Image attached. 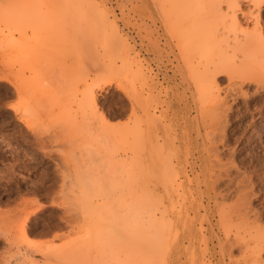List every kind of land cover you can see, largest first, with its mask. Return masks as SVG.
Here are the masks:
<instances>
[{"label": "bare ground", "instance_id": "bare-ground-1", "mask_svg": "<svg viewBox=\"0 0 264 264\" xmlns=\"http://www.w3.org/2000/svg\"><path fill=\"white\" fill-rule=\"evenodd\" d=\"M241 1L242 0H240V2L238 0H127V3L129 5V8H127L129 9V12L127 11L128 12L127 22H129L130 26L133 28V31L136 29H138L137 32L147 31L149 35V39H150V41L148 40V50L150 53L152 52V50L153 52H155L154 47L160 46L161 42H163L162 40H164L161 37L165 36V39L167 41L166 46H168L170 50V52H168L169 54L167 55V57L172 53L174 55L176 54L177 62L179 63H177V65L175 66V68H178L175 71V73L177 74L178 72H180V74L183 76L184 82L186 83V85H188L186 86V88H183V89H185L186 91L187 89L190 90V94L192 92L194 96L197 94L199 95L200 104L204 107V108L202 107L203 109L201 111L199 110L200 115L198 113V117L202 116L204 123L202 125L201 123H199V125L201 128L203 127L204 130L205 129L207 130L206 132L207 136H204L202 138L203 141L200 143H197V146L194 149L191 148V151H190V148L185 147V149L187 148L186 150L187 154H188V151L189 153L192 154L193 160L189 161V165H191L193 171L197 173L198 175L197 178H199L198 181L200 180L198 182L199 185L197 187H194V191L192 190L193 188L190 190V192H188L189 188L183 189V192L182 191L179 192L177 190H174L173 188L170 189L169 187H165L167 185L166 183H164V181L166 180L164 179V181L162 180L163 183L165 184L164 185L165 189L163 191L157 194L153 193L152 195L150 194L152 193L151 191L148 194L149 192L148 188L147 190H145L147 192H145L142 188V190L145 192V197L142 198L141 195H138L141 193H138L137 195L140 196V198L137 196L136 197L137 200H136L134 199L135 197H132V195H130V198H133V200L131 199L132 201L131 200L129 201H131L133 204H131V206L129 207L136 208L135 206L137 205V210L134 208H132L131 210L130 208L129 209L130 211L129 210L126 211V214L122 210L125 215L122 216V214H120V217L123 219L125 224L127 223L125 221V217L129 215L128 217H126V220L128 218L129 219L131 218L130 214L128 213L134 210H136L135 211L136 213L137 211L140 210L139 213L138 212L137 213L141 217V215L144 213V210H145V216L142 215V217L144 216L146 220L142 217L141 219L145 220L147 224L146 225L147 228L144 225H140L142 224V222L139 224V222L135 223L133 221L135 223V226L138 225L137 228L136 227L134 228V231L136 232L133 233L132 230H129L130 226L128 227L129 225L128 223V225L127 224L126 225L130 233H127L128 234L127 235L126 234V232H128L127 228H123V226L121 225L120 227L122 228L118 227L124 232L125 236L127 235L129 237L130 234L133 235L136 233L135 235H133L134 237L130 235L131 238L135 239V241H136V238L140 236L138 234L143 233L146 229L144 234H142L143 240L135 244L134 249L132 250L133 252L135 251V253L133 254L135 255V257L133 255L132 257L137 262H141V259H143L142 260L144 261L143 264H152L153 263L152 260L154 258L151 259V257L156 254L155 256H157V258H155V263L153 264H163L162 262H166L167 264H174V263L175 264H208L207 261L209 262V259H211L212 261V263H209V264H264V256H263L264 245H262V242L252 247H250L251 245L249 246V243H248L249 240L251 242L250 244L254 242V240H252L253 238L250 237L251 236L250 234H252L253 230L254 231L259 230L263 226L260 227V224L258 223V217L252 215L253 209L250 206V204L246 201L247 197L249 196L247 189H245V187L242 188L241 185L239 184L241 187V189L240 187H238L240 190H237V191H240V195L238 197L239 200L236 201L234 205L228 206L227 203H225L224 200L220 198V197L225 196L223 195L224 191H222V189L218 188L216 185L219 182L221 175L223 173V167L225 166L224 161L227 159L226 158L223 161V157H222L223 155L219 151V146L221 145V143H224L223 142L224 136L223 138H220L222 136L220 134H223V135L226 134L225 133L226 129H223L222 132L219 131V125L220 124L222 125L224 122L227 123L228 117L231 114L230 112L234 110L233 109L234 106H232V104L229 102V98L233 97L232 95H234V93H237V92H238L237 94H239L240 97L244 98L247 102H250L252 99L259 98V96H263V93L260 91L261 89L260 90L258 89L259 91H256V92H255L256 90L255 89L253 91L255 93H251L252 91L250 92L249 90L250 88L248 87V85L250 84L258 85L260 83V80L263 81V79H260L261 77L258 75L259 72L257 71V68L258 67L264 68V20L260 18V16L256 13L255 14L257 16H255L254 11L252 13L253 7H250L251 12L250 11L246 12L244 10H241ZM252 1L254 2V6H255V3H257L258 5V2H260L261 0H252ZM81 2L80 0L79 1H76V0H5L4 3L0 7L2 9V14L0 12V15L1 17L3 16L4 18L3 17L2 18L3 20H5V21L1 20L3 21L2 24H4V27L1 26L4 28L2 29V31L4 32L5 30L6 31L8 30V34H7L8 38L6 41L3 38L4 42L0 41V48L6 47L5 49L7 53L16 55V58H11V59H14L13 61H15V59L18 61L19 59V61L21 60L22 62L23 61L26 62L27 66H29L30 70L33 73L30 76L29 75L25 76L24 74L16 73L13 71H12L13 73L11 74L10 73H7V74L4 73L3 75L0 74V82L1 80L7 81L9 84V89L11 87L20 94H22L23 90L28 89V87L33 88V89L42 88L46 92L49 99L52 100L55 105L57 104L63 108L64 110V112H62L63 115L65 114L66 116H68L70 120H73V123L74 121H77V119L80 118L81 121L83 122V126L85 127V122H86L87 123L86 125H88L87 127H85L86 133L88 132L91 134L93 133L92 134L93 136L94 133L98 132L99 134L97 135H101L98 137H100L105 142V143L103 142V145L100 144L102 145L104 149L103 150L104 159L102 158L101 159L103 163H105L106 161V165L108 166L112 165L114 161V157H115V155L113 156V151H111L113 137H115L116 135L118 136L119 133H121L120 135L122 136L124 140L123 149L125 153L124 157L122 156L123 158H121V159L125 158V160L122 161L123 164L124 163L125 165H127L126 163H128V165L132 164L130 167H134L133 164H137V165L141 164V166H143L144 169L148 173H150V177H151V173H153L156 170L159 171L163 169L164 171L168 168L169 169L174 168L179 162L172 161V160L171 161L166 160V158L162 157L164 154L158 155L160 153L157 154V152H161L164 149V148L161 149L163 146L162 141L163 139L166 140L164 137L168 135L173 136L174 139L176 137L179 138L180 136H182L183 138H185V140L183 141L185 143L186 138L188 136H191L189 133V128L187 129L172 128L171 125L169 126L167 124V121L175 118L177 109L175 107L172 110L166 107L167 109L161 110V103L159 101L160 93L162 94V91L163 90L166 91V89L162 90V88L160 87L162 83L160 82V79L158 78L157 79L153 78L150 82L148 80L146 82L145 80L143 81V79L146 77V74H147V72H145L147 68L145 67L146 64H144L145 62L143 63L142 60H139L141 58L138 59V54L136 55L134 53L135 52L134 47H132L130 44L128 45V43L130 42L128 43L126 42L127 45L125 44V46L127 47V49L123 50L124 43L121 42V40L123 41V35H121L120 33L119 26H118L120 24H117L116 17H113L112 14H110V12L106 10L97 12V13H93L92 10L88 12L89 10H87V8L84 9L86 5H83V3ZM239 3H240V10H241L240 13L242 15L249 16V14L252 13V16L254 14V18L257 17L256 18L257 20H255L256 25L253 26L254 27L253 29H250L251 26L248 28L247 27L248 25L244 28L243 21L246 18L241 19L238 13H236L237 10H234V7L239 6L238 5ZM60 4L64 5L66 10L64 13L62 12L63 14L61 15H55L54 7ZM261 4L263 5V2ZM248 5H250V3ZM258 6L260 7V5ZM256 8L258 9L257 6ZM111 16L113 18H111ZM247 19L249 20L250 18L247 17ZM83 20L89 21L90 25L82 29V28H79L78 23ZM119 20L121 19L119 18ZM108 28H111V30H108ZM15 31L18 32L19 34L18 37ZM30 37L31 38L33 37L34 39H36L38 44L42 43L41 45L51 40H56V41L59 40V44H60V39L62 38L61 44L63 43L64 45L65 43L70 42L69 45L71 46V41L77 40L78 44L75 47L73 48L71 47V49L67 50V54L64 60L65 65H70L72 69H69L68 73H65L64 71L58 75H51L49 79H47V77H42V75L38 73V71L41 69L37 65V64L39 65L41 64L39 63V61L36 64L34 62V60L37 59L35 53H37L36 51L39 50V46L36 44V42L35 44L33 42L34 45H32L31 41L27 43V39ZM131 39L133 38L131 37ZM174 40H177L176 44L174 43ZM4 43L6 44L3 45ZM120 44L123 46H121ZM41 45H40V48H41ZM65 46H68V45L65 44ZM177 47L179 48L178 50L179 52L175 51ZM162 49L164 50V48ZM146 52H147V49H146ZM138 53H142V52H138ZM155 54H158V53H155ZM98 55L104 58L103 62H99V63L96 62L92 67L81 66L82 62L85 59H93ZM6 60H8V57L6 58ZM145 61H146V58H145ZM156 61L158 63V66L161 68L164 64V59L162 58L161 54L157 55ZM147 64L149 63L147 62ZM247 66H251V67H247ZM108 67L110 70L111 68L113 69V71L115 70L114 73L116 72L118 74H125L123 75V77L125 76L124 78H126L128 74H130L132 77L134 76L133 78L130 76L132 78V83L133 82L134 83L131 84L132 87L129 89L130 91L128 93L129 124L126 127L122 125L124 129L123 128L118 129V131L116 129L117 127L115 125H112L109 122V120H107V117L104 114V112L100 111L98 107V95L96 93L97 90L95 89L94 83H91V84L88 83L92 77L99 75L100 73L103 72L104 69ZM169 67L171 68V66ZM149 71H151V69ZM149 74L151 75V73ZM176 74L171 75L168 72H165L164 79H166V81L167 79H169V82L172 79L174 81V79L178 78V77H175ZM223 74L228 75V82H227L228 85L226 87V90L224 91L225 94L221 93L219 89V85H218L219 83L217 84L216 82L217 76L223 75ZM117 76H120V75H117ZM133 79L135 80L133 81ZM71 80L72 81H78V80L83 81V83L86 86L84 89L82 88L81 90V85H79L80 83L77 84V86H74L72 82H71L72 84H69ZM140 80L143 82H140ZM116 81L117 82L119 81L118 83H120L119 78H117ZM111 82H108L109 85H111L110 84ZM245 86L249 89L247 88L245 89ZM75 87L76 89L74 90ZM170 90H171L170 93H172V89ZM67 95L68 97L72 95L71 99L73 103L74 102L77 103L78 106L75 111H72L73 104L71 102V99L70 98L68 99ZM196 98H198V96ZM234 101L235 100H233V102ZM186 106L180 109L183 111V113H186V112L188 113V111L185 110ZM261 106H263V109H264V101H263V104H261ZM15 109L17 110V107ZM261 109L262 108L260 107L258 109V112L260 114V118H262L263 120L264 111L263 109L262 110ZM18 110H20L19 107H18ZM27 110L28 108L25 111ZM27 112H29V110ZM23 113L25 114L26 112L23 111ZM209 113H210V116L208 115ZM207 115L209 116L208 119L210 118L209 119L210 121L208 120V122H207ZM21 117L20 119H22L23 121H27V119L25 118L26 116L25 117L23 116L22 118ZM187 118L188 119L190 118L189 114L187 115ZM194 118H195V115H194ZM262 123H264V121H262ZM27 125H29L28 121H27ZM226 125H225V128H226ZM99 127H100V130L97 129ZM81 128L82 127L79 126V122H78V126L76 125V131L79 132L80 130L78 129H81ZM83 132L84 131L81 130L78 134L80 133L83 134ZM197 132H200V131H197ZM198 135L201 136V134H198ZM89 137H91V135ZM197 137L198 136H196V138ZM94 147H97V146L95 145ZM98 149L100 148L98 147ZM179 149H182V145L179 146ZM96 153H98V151H96ZM137 154H141L140 155L141 157L138 158L139 156H137ZM83 160L84 159H82V161ZM84 162H89V161L87 160ZM84 162H83V165H84ZM122 163L121 165H123ZM86 164H85V167H86ZM187 164L188 162L186 163V165ZM88 166L89 164L87 165V167ZM108 166H104V169H107L106 167ZM85 167H84V170H85ZM137 168L141 169L139 165ZM125 169L126 168H124L123 170L125 171ZM99 170H100V167H99ZM86 172L83 173L84 175H82V177H84L85 179H82V180H86L89 175L93 174L91 172V169L90 171L87 170ZM88 172H91V174H89ZM93 172H94V169H93ZM159 172L163 176V173H161V171ZM173 172H174V169L172 170V173ZM95 173L98 174L97 171ZM164 173H166V178H167L169 174L166 171H164ZM181 173L182 172L180 171V174ZM146 174H145V177H146ZM175 177L177 178V176ZM89 178H91V176ZM89 178L86 181H83L84 182L83 185L87 186V184L89 183ZM169 178L171 179V174ZM190 179L188 178V183L191 182L189 181ZM92 181L93 180H91L90 182ZM219 183H218V186L222 185V184L219 185ZM90 184H91V187L93 188L92 183H89L88 185L90 186ZM96 185H98V183ZM98 188H100V186ZM179 188L181 189V187ZM124 189L121 191L123 192ZM112 191L114 193V190ZM226 191L228 192V190ZM195 192L198 194V196L201 197L199 198V200L196 198H193L188 202L186 200L187 198L185 197V199L182 201L181 196L183 195L185 196L188 193L191 196H193V195H196L194 194ZM83 195L84 194H82L81 196ZM91 196L93 197L94 195H91ZM100 196H102V194H100ZM121 198L126 199L125 196ZM205 198L206 200H204ZM140 199L141 200L143 199L145 201L143 200L141 201ZM126 200H124L126 202L125 204H127ZM85 201L86 199L84 200V197H83V202L86 203ZM138 201L141 204L139 205V208H138ZM114 202L116 201H113V203ZM121 202L119 200L118 203L120 204ZM103 204H105V207L107 209L110 208L108 206L109 204H107V206H106V203H103ZM99 206L101 207L103 205H99ZM91 207L93 206L91 205L89 208H84L83 210L85 211L86 209V211H90V209H92ZM228 207L230 208V210ZM140 208H143V210ZM110 210L114 211L115 209L112 208ZM141 210H142V214L140 215ZM101 211L99 212L101 213ZM111 211H109V213L113 212ZM92 212L91 214L90 213L89 214L93 216L95 213L92 214ZM137 213L136 215L134 214L136 216L135 218L137 219V220L134 219L135 221H138L140 219V218L138 219ZM98 214L99 213L96 214V218L98 217ZM111 217L112 219L107 218L108 221H106V222L111 221L109 222V224L106 223L107 225H109L107 226L109 227L108 229H111L112 226L114 228L115 226L116 227L118 226V224H116L115 226L111 224L114 222V217L113 216ZM92 218L94 220H97L94 217ZM232 219H236L237 221L235 225L233 224L234 226H237V228H235L236 230H232L234 227L232 224L226 223V222L231 221ZM71 220L73 221V219ZM94 220L92 221L94 222ZM99 220L94 222V228L93 226H91L92 223H90V226H91V227L89 226L90 228H86L87 229L86 233L89 235L86 234L84 236L81 235V237L79 236V238L77 237L73 239L70 238V240L67 241L69 242L67 243V246H70L71 244L77 242V240L78 239L80 240L81 238L80 240L81 243L82 241L84 244H87L86 241L88 242L87 244L89 245L88 248L86 247L87 245H84V244L83 245L86 248L84 252L88 250L86 253L87 255H89L88 252L92 250L91 249L92 247L90 246L93 245L91 243L92 242L91 239L93 238V236L91 235L93 234L94 236H96L95 238H99L97 236L99 235L97 234V232H99L100 233L99 236H101V234L102 233L104 234V232L107 235L109 231L107 228H105L106 231L108 230L107 232L100 228L102 223H100L101 221L98 222ZM197 221L198 223H200L201 226L197 227ZM95 223L96 224L98 223L97 225H100V227L97 226ZM88 224L89 223H87L86 225L88 226ZM110 224L112 226H110ZM140 226L142 227L140 228ZM98 227H99V230H98ZM132 227L133 225L131 226V229H133ZM118 228L117 229L115 228L116 230L112 228V230L110 231L113 234L111 235L110 233L109 237L104 238V241L106 242V244H107V241H109L110 243L109 246L113 247V250L115 249H114V246L111 245V242L114 238L113 237L114 234H116L115 231L117 230L119 231ZM139 228H140V231H139ZM100 229L101 231H103L102 233ZM263 229L261 231H264ZM88 230H90L92 234ZM95 230H96V233L93 232ZM217 230H219V232ZM122 231H119V232L122 233L123 235ZM220 232L224 234V237L219 238V240L217 239L218 240L217 244L213 243V245L210 246L208 240H206V247L204 248L202 247L203 249L202 248L198 249L194 245V243L197 244L195 240L197 234H199L198 235L199 237H202V236H206L207 235L206 233L218 234ZM246 232H249V235H250L249 237L247 236L248 238H250L248 239V242L246 240V234H247ZM259 232L257 233L259 234ZM257 233H256V236L258 235ZM117 235L118 233L116 234V236ZM122 235L120 236L122 237ZM254 235L252 236L254 237ZM120 236H119V242L123 244V241L125 240L126 237H124V240H121ZM215 236L216 235H214V237ZM87 237L88 239L89 238L91 239L88 240ZM111 237H112V240H111ZM82 238L86 240L84 241V239ZM102 238L101 240H103ZM108 238H110V240L106 241V239ZM181 238H183L182 242H181ZM79 240H78V244L76 245L74 244V247L77 246L75 247V249L77 248L79 249V247L80 249L81 247L84 248V246H82ZM116 240L117 239L115 237L114 241ZM185 242H188V245H185L184 244ZM202 242H204V240H202ZM98 243L97 241L94 242V244H97L98 247L100 245L103 246V242H101L102 244H99V245ZM107 245L105 246V251L103 252L105 253L104 258L105 256L109 257L105 260L106 261L109 260L110 262L108 261L107 263L112 264L111 262H113V259H114L113 255H115L116 252L113 251L112 249L110 250V248ZM129 245L131 244L129 243ZM237 245L241 247L239 257L233 255V250L236 248ZM106 247H107V250H106ZM190 247H192L191 248L192 250H190L189 256L184 258L182 256L183 252H181L182 248L184 249L187 248V250H189ZM108 248L111 251V254L109 252V255L107 256L108 253H106V251H108ZM80 249L76 251V253L81 252ZM99 249L100 247L97 250ZM102 250H104L103 247L101 248V251ZM70 251H71V248H70ZM129 251L126 252V254L124 252L125 254L124 256L128 257L132 253ZM84 252L81 253V255L82 254L85 255ZM112 252H114L115 254H112ZM100 253L102 254V252ZM101 254H100V257H101ZM78 257L80 258V260L82 259L81 256H78ZM72 258L70 259L72 260ZM84 258H88V257H84ZM74 259L75 261L77 260L76 258ZM214 260L216 262H214ZM73 261H71V263ZM75 261L73 263L78 262V261L77 262ZM83 261L85 262V260ZM124 261L125 260H122L121 262L124 264L125 263ZM127 261L126 263L128 264ZM116 262L118 263V260ZM137 262L136 264H138ZM119 264H120V261H119Z\"/></svg>", "mask_w": 264, "mask_h": 264}, {"label": "rangeland", "instance_id": "rangeland-1", "mask_svg": "<svg viewBox=\"0 0 264 264\" xmlns=\"http://www.w3.org/2000/svg\"><path fill=\"white\" fill-rule=\"evenodd\" d=\"M1 1H2V3H1ZM4 1L5 0H0V7L4 3ZM76 1H79V0H76ZM238 1L240 2V0H238ZM80 2H81V0H80ZM262 2H263V5L261 4ZM81 3H83V5H86L84 7V9L87 8V10H89L88 12H90L92 10L93 13H97V12H101V11L106 10V11H109L113 17H116L117 24H120V25H118L120 33H121V35H123V41L121 40V42L124 43L123 44L124 46L121 45L122 43L120 42L121 43L120 45L123 46V50L127 49V47L125 46L126 42L127 43L130 42V43H128V45L130 44L132 47H134V51H135L134 53L136 55L138 54V59L141 58L139 60H142L143 63L145 62L144 64L147 65V66L145 65V67L149 68V69L146 68V70H145V72H147V74H146V77L143 79V81L145 80V82H146L148 80L150 82L153 78H156V79L158 78V79H160V82L162 83L160 86L162 88V90L166 89V91L165 90L162 91V94L160 93L159 101L161 103V110L167 109V108H170L173 110L175 107L177 109V111H176L177 116L175 115L174 119L167 121V124L169 126L171 125L172 128H178V129L189 128V133L191 136H188L186 138L185 143L183 142L185 140V138H183L182 136H180L179 138L176 137L175 139L173 138V136H170V135L164 137L166 140L163 139V141H165V142L162 141L163 146L161 148V149H163V148L164 149L162 151L160 150L162 153L157 152V154L158 153H160L158 155L164 154L162 157L166 158V160H169V161L172 160V161L179 162V163H177V165L174 168H172V169L168 168V169L164 170L169 174V175L167 174L168 175L167 178H166V173H164L163 169L159 170V171H161V173H163V176H162V174H160V172L158 170H156L153 173H151V177H152L151 178L150 173H148L144 169V167L141 166V164H138V165L143 170L137 168L138 167L137 164H133L134 167H130L132 164L128 165V163H126L128 165L127 166V165H125V163L124 164L122 163V161L125 160V158L124 159H121V158L124 157L125 153H124V149H123L124 140H123L122 136L120 135L121 133H119L121 131L117 132V133H119L118 136L114 135L115 137H113V143H112V148H111L112 150L111 151H113V156L115 155V157H114V161H113L112 165L108 166V165H106V161H105V163H103V161H102V159H104V153H103L104 149L102 147L104 141L100 137H98V136H101V135H97V134H99L98 132L94 133L93 136H92L93 133L92 134L89 132L86 133L85 127L88 126V125H86L87 124L86 122H85V127L83 126V122L81 121L80 118L77 119V121H74V123H73V120H70V118H68V116H66L65 114L63 115V113H62V112H64L63 108L57 104L55 105L54 102L49 99L46 92L42 88L33 89V88L28 87V89L23 90L22 94H20V93L16 92L11 87L9 89V84L7 81L1 80L2 83L0 82V264H78V263L79 264H85L86 262H88L86 264H102V263L103 264H110V263H107L109 260L108 261L105 260L109 257L105 256V258H104L105 253H103V252L105 251V246L107 244H108L107 246L110 248V250L111 249L113 250V247H110L109 246L110 243H109V241H107V240H110V238L106 239L107 244L104 241V238L109 237V235L111 233L110 230H112V228L114 230H116L121 225V226H123V228H127V230H128V227L130 226L129 230H132L134 233V232H136V231H134V228L138 227L137 224H136L137 226H135V223H138V222H139V224L142 222V224H140V225H144L147 228V226H146L147 224L145 222L146 219L144 217L145 216V210H144V213L142 214L143 208H140V209H142L140 212V215L141 214L144 215L143 217L141 215V217L144 218L145 220H142L141 217L138 215V213L140 211L139 210V211H137L138 213L137 212L136 213H137L138 219L140 218L141 220L139 219L138 221H135V220H137L135 218L136 217L135 211L137 210V205L135 204L136 208L129 207V206H131V204H133L131 202L133 200V198H130V195H132V197H135L134 199L137 200L136 197L138 195H141L142 198L145 197V192H147L145 190H147V188L149 191L148 194L151 191L152 193H150V194L153 195V193L157 194V193L163 191L165 189V187H169L170 189L173 188L174 190H177L179 192H181V191L183 192V189L189 188L188 192H190V190L192 188H193L192 190L194 191V187H197L199 185L198 182L200 180L198 181V179H199V178H197L198 175H197V173H195L193 171L192 166L189 165V161L193 160L192 154L189 153V151L187 154L186 150H187V148H190V151H191V148L194 149L197 146V143L202 142L203 141L202 138L204 136H207L206 135L207 130L206 129L204 130L203 127L201 128L199 125V123H201V125H202L204 123V120H203L202 116L198 117V113L200 115V111L204 107L200 104L198 94L194 96L192 92L190 94V90L187 89V91H186L185 89H183V88H186V86H188V85H186V83L184 82L183 76L180 74V72H178L179 74L175 73V71L178 69V68H175V66L177 65V63H179V62H177L176 54L174 55L172 53L173 55L170 54L167 57V55L169 54L168 52H170V50H169L168 46H166L167 41L165 39V36L161 37L164 39V40H162L163 42H161L160 46H155L154 47L155 52H153V50H152V52H151L152 54H151L148 50V40L150 41V39H149V35H148L147 31L146 32L145 31H142V32L138 31L137 32L138 29L133 31V28L130 26L129 22H127V20H128L127 14L129 12V9H127V8H129L127 0H82ZM249 3H250V5H248ZM252 4H253V6H252ZM238 5L239 6L234 7V10H237L236 13H238V15H239V17H241V19L246 18L245 20L243 19L244 20L243 21L244 22L243 23L244 28L247 25H248L247 26L248 28L251 26L250 29L254 28L253 26L256 25L255 20H257L256 19L257 17L254 18L255 13L258 14L260 16V18H262L264 20V0L263 1L261 0L260 2H258V5H260V7L257 5V3H255V6H254V2L252 0H242L241 1V10L248 12L251 10L250 7H253L252 8V13L254 11L253 16H252V13H250L249 16L242 15L240 13L241 12L240 3ZM256 6L258 7V9L256 8ZM236 7H237V9H236ZM254 8L257 10H255ZM65 10H66V8L64 7V5H62V4L57 5L56 7H54V14L55 15H61L65 12ZM0 12L2 14L1 8H0ZM256 14H255V16H257ZM115 15H117V16H115ZM240 15H242V16H240ZM250 15L252 16V18ZM112 16H111V18H113ZM2 17L0 15V30L2 32V34L0 32V41L4 42V39L6 41L8 38L7 37L8 30L7 31L5 30L6 32L2 31V29H4L3 28L4 24H2V23H3V21H5V20H3L4 17L3 18ZM117 17H118V19H117ZM247 17L250 19L248 20ZM119 18L121 20H119ZM1 20H3V21H1ZM88 23H89V21L83 20V21H80L78 23V26H79V28L83 29V28L88 27V25H90V23L89 24ZM1 26H3V27H1ZM108 27H109V25H108ZM108 30H111V28H108ZM15 32H16V35L18 37V35H19L18 32L17 31H15ZM135 34H136V36H135ZM129 36H131L133 39H131V37H129ZM125 37H127V38H125ZM134 38L136 39V41ZM31 39H33V40H31ZM127 39H128V41H127ZM61 40H62V38L60 39V44H59V40L58 41L51 40V41L41 45L42 43L38 44L36 39H34L33 37L32 38L30 37L27 39V43L31 41L32 45H34L36 42V44L39 46V50L36 51L37 53H35L37 59H35L36 61L34 60V62L36 64L39 61V63L41 64V65H39V64H37V65L41 69L38 71V73L40 75H42V77H47V79H49V77L51 75H58L64 71H65V73H68L69 69H72L70 65H65L64 60H65V57L67 54V50L71 49V47L72 48L75 47L78 44V41L77 40L71 41V46L69 45L70 42L65 43L66 45H68V46H65V44L64 45H63V43L61 44ZM33 42H34V44H33ZM174 43L176 44L177 40H174ZM5 44L6 43H4L3 45H5ZM40 45H41V48H40ZM134 45L136 46V48ZM161 47L164 48V50ZM5 48L4 47L0 48V74L3 75L4 73L5 74L10 73L11 74L13 72H16V73L24 74L25 76L32 75L33 72L30 70L29 66H27L26 62H24V61L22 62L21 60L19 61V59H18V61L16 59H15V61H13L14 59H11V58H16V55H12L10 53H7ZM146 49H147L148 53L146 52ZM178 50H179V48L177 47V49L175 51L179 52ZM138 52H142V53H138ZM166 52H167V54H166ZM155 53H158V54H155ZM139 54H140V56H139ZM159 54H161L162 58L164 59V64L161 67L162 69L158 66V63L156 61L157 55H159ZM7 57H8V60H6ZM145 58L149 64H147V62L145 61ZM11 60H12V62H11ZM103 60H104V58L101 57L100 55H98L93 59H85L82 62L81 66L92 67L96 62H98V63L103 62ZM169 66H171L172 69ZM247 67H251V66H247ZM152 68H154V69H152ZM150 69L152 72L149 71ZM259 69L261 72L259 71ZM24 71H26V72H24ZM114 71L112 68L110 70L108 67V68L104 69L103 72L100 73L99 75L92 77L88 83H90V84L94 83L95 89L97 90L96 93L98 95V107H99L100 111L104 112V114L107 117V120H109V122L112 125H115L117 127L116 129L118 131V129H122V128L124 129V127L128 126V124H129L128 93L130 91L129 89L132 87L131 84L134 83V82L132 83V78L134 76L132 77L130 74H128V75L126 74L127 76H126V78H124L125 76L123 77V75H125V74H118L116 72L114 73ZM257 71L259 72L258 75L261 77L260 79H263V81L260 80V83L258 85L257 84L248 85V87L250 89L245 86V89L246 88L249 89L250 92L252 91L251 93H255L256 91H259L261 89L260 91L263 93V96H259V98L252 99L250 102H247L244 98L240 97V95L237 94L238 92L234 93V95H232L234 98L231 96L230 97L232 98V100H231V98H229V102L232 104V106H234L233 107L234 110H232V112H230L231 113L229 115L230 118L228 117L229 123L224 122L222 125L221 124L219 125V131L222 132L223 129H226V132H225L226 134H224V135L220 134V135H222L220 138H223V136H224V138H223L224 143H221V145L219 146V151L223 155L222 156L223 161L226 158L227 159L224 161V165H225L223 167V173L224 174L222 173L223 176L221 175V178L219 180L220 183L218 182L219 185L220 184H222V185L218 186V183L216 185L218 188H220V189H222V191H224L223 195H225V196L222 195L223 197H220V198L222 200H224V202L227 203L228 206L234 205V203L239 200L238 197L240 195V191H237V190H240L241 187L242 188L245 187V189H247V191L249 193V196L247 197L246 201L250 204V206L252 207L253 212H254V214L252 212V215L258 217V223L260 224V227L261 226L264 227V125H263L264 123H262V121H264V118L262 120V118H260V114L258 112V109L260 107L263 109V106H261V104H263V101H264V92H263L264 91V68L258 67ZM165 72H168L171 75L176 74L175 77H178V78L174 79V81H173V79L170 82H169V79H167V81H166V79H164V73ZM149 73H151V75ZM117 75H120V76H117ZM117 78L120 79V83H118L119 81L118 82L116 81ZM134 80L135 79H133V81ZM141 80H140V82H143ZM71 82L73 83L74 86H77V84L80 83L79 85H81V90H82V88L84 89L86 86L83 83V81H79V80L78 81H72L71 80L69 84H72ZM74 82H75V84H74ZM108 82H111L110 83L111 85H109ZM216 82H217V84L219 83L218 85H219V89H220L221 93L225 94L224 91L226 90V87L228 85V83H227L228 82V75H226V74L218 75L216 78ZM177 83H178V85H177ZM260 84H262V85H260ZM182 85H183V87H182ZM74 86H72V87H74ZM99 87H101V88H99ZM75 89H76V87L74 88V90ZM170 89H172V93H170L171 92ZM254 90H255V92H253ZM71 93H73V92H71ZM76 93H78V92H76ZM170 94H172L173 96ZM71 96L72 95H70V97H68V95H67L68 99L69 98L71 99L72 98ZM197 96H198V98H196ZM162 98L165 100H163ZM233 100H235V101L233 102ZM71 102L73 104L72 111H75L77 109L78 105L76 102L73 103L72 99H71ZM184 106H186L185 110L188 111V113L187 112L183 113V111L180 110ZM16 107H17V110L15 109ZM18 107L20 110H18ZM256 107L257 108L259 107V108L257 109ZM27 108H28L29 112H27L28 110L25 111ZM14 109H15V111H14ZM23 111L26 112L25 114H27V115H25L23 113ZM246 111H248V112H246ZM263 111H264V109H263ZM59 114L60 115L62 114L61 117ZM188 114L190 115L189 119L187 118ZM194 115H195V118H194ZM208 115L210 116V113ZM208 115H207V122L210 119V118L208 119V117H209ZM21 116L22 117L26 116L25 118L27 119L29 125L30 124L31 125L30 126L27 125V121H23L22 119H20ZM65 116H66V118H65ZM75 122H76V124H75ZM78 122H79V126L82 127L81 129H78V130L84 131L83 134H85V135L81 134L82 132L80 134H78L80 131L79 132L76 131V125L78 126ZM94 125H95V123H94ZM122 125L124 127H122ZM225 125H226V128H225ZM118 127H120V128H118ZM97 129L100 130V127ZM197 131H200V132H197ZM242 133H244V134H242ZM198 134H201V136H199ZM90 135H91V137H89ZM196 136H198V137L196 138ZM168 138H169V140H168ZM88 139H90V140H88ZM99 140H101V141H99ZM90 142H92V143H90ZM195 142H196V144H195ZM85 143H86V145H85ZM100 144H102V145H100ZM88 145H90V146H88ZM95 145L97 147H94ZM180 145H182V149H179ZM98 147L100 149H98ZM185 147H187V148L185 149ZM96 151H98V153H96ZM140 155L141 154H137V156H139L138 158L141 157ZM178 156H179V158H178ZM169 157L170 158L172 157V158L170 159ZM82 159H84V160L82 161ZM87 160L89 162H84ZM81 162H82V164H81ZM83 162H84V165H83ZM187 162H188V164L186 165ZM121 163L125 167L123 165H121ZM85 164H86V167H85ZM88 164H89V166L87 167ZM101 164L102 165L104 164V165L102 166ZM104 166H108V167H106L107 169H104ZM84 167H85L86 171L87 170L90 171V169H91V172L94 174L93 175V174H91V172H88L89 174H91V175L88 174L89 175L88 178L91 176V178H89V183H92V186L94 189L91 187V184H90V186L88 185L89 183L87 184V186L83 185V183H84L83 181H86L88 179L87 178L86 180H82V179H85L84 177H82V175H84L83 173L86 172L84 170ZM99 167H100V170H99ZM101 167H102V169H101ZM81 168H83V169H81ZM124 168H126L125 171L123 170ZM185 168H186V170H185ZM93 169H94V172H93ZM173 169H174V172L172 173ZM96 171L98 174L95 173ZM180 171L182 172L181 174H180ZM146 173H148L149 176ZM145 174H146V177H145ZM170 174H171V179L169 178ZM174 175L177 176V178ZM188 178L189 179L191 178L189 180L191 182H189V183H188ZM192 178H193V180H192ZM164 179H166L165 180L166 182L164 181ZM91 180H93V181L90 182ZM162 180L164 181V183H166L167 186L164 187L165 184L163 183ZM96 181H97L98 185H96L97 184ZM239 184L241 185V187ZM84 186H85V188H84ZM97 186L98 187L100 186V188H98ZM124 187H125V189H124ZM179 187H181L182 190ZM238 187H240V189ZM86 188H88V189H86ZM97 188H98V190H97ZM142 188L145 192L142 190ZM123 189H124V191L122 192L121 190H123ZM225 189L228 190V192ZM87 190H88V192H87ZM112 190H114V193ZM119 190H120V192H119ZM93 191L95 194L93 193ZM138 193H141V194H138ZM80 194L81 195L84 194V195L81 196ZM100 194H102V196H100ZM194 194H196V195L191 196L188 193L185 196L184 195L181 196L182 197L181 199L183 201L186 197L187 198L186 200L189 202L193 198H196L198 200H199V198H201L200 196H198V194L196 192ZM91 195H94V196L92 197ZM124 196L126 197V199L128 197L129 198L127 200L125 198L124 199L121 198ZM83 197H84V200L86 199V201H85L86 203L83 202ZM138 197L140 198V196H138ZM113 198H114V200H113ZM102 199H104V200H102ZM81 200H82V202H81ZM87 200H88V202H87ZM119 200H120V202L122 201L120 204L118 203ZM124 200L127 201V204H125L126 202ZM129 200H131V201H129ZM204 200H206V198ZM113 201H116V202L113 203ZM139 201H138V208H139V205H141L139 203ZM143 201H145V200H143ZM129 202H131V203H129ZM87 203L89 204V206ZM103 203H106V206H107V204H109L108 206L110 208L108 207L109 209H107L105 207V204H103ZM78 205H79V207H78ZM91 205L93 206V207H91L93 210L90 209V211L91 212L93 211L92 214L95 213L93 216L90 215L91 214L90 211H86V209H85V211L83 210L84 208H89ZM99 205H103V206L100 207ZM121 206L123 208L125 207L126 210H125V208L123 209ZM68 207H70L71 209ZM112 208L115 209L114 211L112 210L113 212L110 210ZM130 208H131V210H132V208H134L136 210H134L130 213L127 212L128 214H130V217H131L130 219L132 221L131 222L129 218L126 220V217H128L129 215L125 217V221L127 222L126 224L128 225V223H129V225L127 227V225L125 224L123 219L120 217V214H122V216H124L126 214V211H128ZM81 209H82V211H81ZM101 210H103V211H101ZM122 210L125 212V214ZM229 210H230V208H229ZM99 211H101V213ZM109 211H111L112 213H109ZM97 213L102 215L101 216L98 214L99 219H101V217H102L101 220H99L98 217L96 218ZM85 216H86V218H85ZM91 216L94 217L95 219L99 220L98 222L101 221L100 223L103 224V225L101 224V227H100V225H97L98 223L97 224L95 223V224L97 226H99L101 229H103L104 231H106L105 228H107V229L109 228V227H107V226H109L107 224H109V222H111V221H109V222H106V221H108L107 218L112 219L111 216L114 217V222L111 224L114 226L116 224H118V226L117 227L115 226V228H116L115 229L110 224V226H112V228L108 229L110 232L107 230L109 233V234L107 233V235L105 234V232H104V234H105L104 235L102 233L103 231H101V229H100L101 233L105 237L102 234H101V236H99L100 233L97 232V234H99V235H97L99 238H95L96 236H94L92 234V232L90 230H88L92 234V235L91 234L90 235L93 236L92 239L89 238V239H91V241H92L91 243L93 244L92 246H90V247H92L91 248L92 250H90V248H89L90 252H88L89 255H87L86 252L88 250H86V252H84L86 249L84 245H87L88 242L86 241L87 244H84L83 241L81 243L80 242L81 238H80V240L79 239L78 240L82 244V246H84V248L81 247V249H80V247H79L81 252L76 253V251H78L79 249L78 248L75 249V247H77V246L74 247V244L75 245L78 244V240L76 239L77 242H75V243L72 242L73 244H71L70 246H67V243H69L67 241H69L70 238H72V239L76 238V237L79 238V236L81 237V235H83V236L86 235L87 234L86 228H90L91 226H93V228H94V222L97 220H94ZM66 218H67V220H66ZM71 219H73V221ZM86 220H87V222H86ZM92 220H94V222ZM236 222H237L236 219H232L231 221L226 222V223H230L232 225L233 224L235 225ZM87 223H89L88 226L86 225ZM90 223H92L91 226H90ZM80 224H81V226H80ZM132 225H133V227H132L133 229H131ZM199 226H201V225L197 221V227H199ZM99 227H98V230H99ZM141 227L142 226H140V228ZM263 227H261V229H259V230H255V231L253 230L252 234H250L251 236L249 235V232H246L247 233L246 234L247 242H248V239H250V238H248L249 236L251 238H253L252 240H254V242H252V244H250L251 242L249 240L248 243H249V246L251 245L250 247L255 246L256 244H259L261 242H262V245H264V231H261L263 229ZM78 228H79V230H78ZM95 228H96V226H95ZM120 228H122V227H120ZM140 228H139V231H140ZM235 228H237V226H234L232 230H236ZM127 230H125V231H127ZM129 230H128V232H126V234L130 233ZM143 230H144V228H143ZM117 231H115L116 234L118 233V235L119 234L122 235V233L119 232V231H122L121 229H119L118 232ZM145 231H146V229H145ZM217 231L219 232V230H217ZM259 231H261V232H259ZM93 232L96 233V230ZM144 232L141 234L137 233L138 235H140L139 237H137V235H136L137 238L135 237L137 242L135 241L134 238H131V236L135 235L136 233L135 234L132 233L133 235L130 234L131 235V236L129 235L130 238L127 236L128 234L125 236L124 232L122 235L123 238L119 235L121 237V240H124V237H126L125 240L123 241V244L121 242H119V236L118 235H117L118 237L116 236V234H114V236H113L114 238L116 237V239L118 241L117 240L114 241V238L112 240V237H111L112 242L111 241L110 242H111V245L114 246L115 250H113V251L116 252V254L114 252H112V254H115V255H113L114 256V259H113L114 264H119V261H120V264H123L121 262L122 260H125L124 264H127L126 261L128 259L132 261L131 262L128 260L127 261L128 264H129V262H130V264H136L137 261H135V259L132 257V255L135 253V251L133 252L132 250L134 249L135 244H137L143 240L142 234H144ZM257 232H259V234ZM256 233L258 234L257 236H256ZM112 234L113 233H111V235ZM206 234H207L206 236H202V237H199L198 236L199 234L196 235L195 240H196L197 244L194 243V245L198 249H201L202 247L203 248L206 247V240H208V242L211 246V245H213V243L217 244L219 238L224 237V234H222L221 232L218 234H216V233L215 234L214 233H206ZM87 235H89V234H87ZM214 235H216V236L214 237ZM252 235H254V237ZM88 237H87V239H88ZM94 238H95V240L97 239L96 240L97 243L99 241L98 245L102 244L101 242H103V246L100 245L99 250H97L99 248L97 246V244H94V242H96L94 240ZM101 238L103 240H101ZM144 238H146V237H144ZM82 239H84V238H82ZM182 239L183 238H181V242L183 241ZM85 240L86 239H84V241ZM100 240H101V242H100ZM202 240H204V242H202ZM200 241H201V243H200ZM129 243L131 245H129ZM184 244L188 245V242H185ZM199 245H200V247H199ZM88 246L89 245H87L86 247L88 248ZM122 246H124V247H122ZM69 247L71 248V251H70ZM102 247L104 250L101 251ZM109 248H108V251H106V253H108L107 256L109 255V252L111 254V251L109 250ZM121 248L123 249V251ZM191 248L192 247H190L189 250H187V248H185V249L182 248L181 252H183L182 256L184 258L189 256L190 250H192ZM240 249H241V247L239 245H237L236 248L234 249L235 251L233 250V255L239 257L240 256ZM106 250H107V247H106ZM126 250H128V251L130 250L129 252H132L129 256L127 254L128 257L124 256L126 254V252H128ZM82 251L84 252L85 255H83V254L81 255V253H83ZM97 251H99V252H97ZM73 252H74V254H73ZM100 252H102V254ZM124 252H125V254H124ZM98 254H99V256H98ZM100 254H101V257H100ZM155 255H153L151 257V259L154 258L152 260L153 263H155V258H157V256H155ZM78 256H81L82 259L84 257H88V258H84L83 259V260H85V262H84L82 259L80 260V258ZM133 256L135 257V255H133ZM263 256H264V253H263ZM117 257H119V258H117ZM70 258H72V260ZM74 258H76L77 260L75 261ZM69 259L71 261H73V259H74L75 262H77V261L78 262L73 263L74 262L73 261L71 263V261ZM101 260L104 262H102ZM110 260H112V259H110ZM117 260H118V263L116 262ZM142 260L143 259H141V262H137V263L143 264L144 261H142ZM105 261H106V263H105ZM134 261H135V263H134ZM113 262H111V263L113 264ZM214 262H216V261L214 260ZM162 263L167 264L166 262H162ZM207 263L208 264L212 263L211 259H209V262L207 261Z\"/></svg>", "mask_w": 264, "mask_h": 264}]
</instances>
